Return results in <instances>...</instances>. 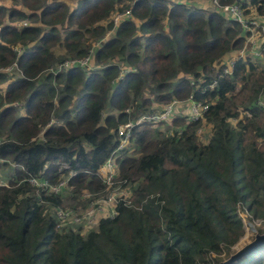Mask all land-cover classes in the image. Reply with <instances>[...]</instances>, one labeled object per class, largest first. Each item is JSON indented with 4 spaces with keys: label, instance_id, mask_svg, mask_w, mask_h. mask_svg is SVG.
I'll return each instance as SVG.
<instances>
[{
    "label": "trees",
    "instance_id": "16d2710c",
    "mask_svg": "<svg viewBox=\"0 0 264 264\" xmlns=\"http://www.w3.org/2000/svg\"><path fill=\"white\" fill-rule=\"evenodd\" d=\"M2 1L0 67L15 60L20 72L0 69V170L10 168L0 185V264H215L243 232L237 204L264 221V113L253 101L264 92V69L256 73L252 60L239 57L227 74L217 65L241 44L240 24L186 0H76L72 8ZM249 3L264 14V0ZM127 6L131 16L112 26L109 13ZM22 19L26 25L12 24ZM88 53L92 66L55 71L64 58ZM124 66L132 69L121 72ZM237 81L236 91L250 86L251 93L246 116L233 123L242 101ZM189 93L208 102L205 140L195 133L199 120L176 117L183 128L169 135L134 126L133 152L129 146L116 156L129 196L93 228H58L61 196L35 192L28 178L54 183L64 161L76 170L69 185L101 191L96 171L116 144L118 124ZM50 115L56 120L48 124ZM233 264H264V244Z\"/></svg>",
    "mask_w": 264,
    "mask_h": 264
},
{
    "label": "built area",
    "instance_id": "2783aa9c",
    "mask_svg": "<svg viewBox=\"0 0 264 264\" xmlns=\"http://www.w3.org/2000/svg\"><path fill=\"white\" fill-rule=\"evenodd\" d=\"M209 8L218 10L224 17L227 19H230L232 21L237 22L241 26V32H242V38L250 42L249 48L246 50V48L242 47L238 49V52L235 53L234 56H231V58H226L227 63H225V66H222L221 73L222 74H227L231 71V65L233 62L239 57V58H248L250 60L254 61H259V59L262 58V55L264 54V14L263 15H257L255 14L253 10V6L251 7L249 0H239V1H231L227 3H220L218 0H208ZM246 10H248V13H246ZM130 7H127L123 9L122 11L115 10L113 11L110 16H111V22L113 25H115L121 18L124 17H129L130 16ZM16 25H26V21H20L17 22ZM260 36L259 38H257ZM254 38L255 39L254 41ZM12 48L18 53L22 46L15 44L12 46ZM89 60V53L86 54L85 56L78 57L77 59L73 58H66L59 62L56 65V69L58 70L59 67H68L73 64H79L83 65ZM13 67L16 68V63L15 60L12 61L10 64H7L5 66L0 67L1 70L3 69H12ZM9 69V70H10ZM132 69L130 66H124L121 70L123 71H128ZM20 72V71H19ZM214 84V81L210 82L208 84L209 87H212ZM187 99L189 101V105L186 109L185 112V118L184 120H197L199 118H196L200 113L201 116L203 112L206 111L207 109V102L202 101V100H197L192 97V93H189L187 96ZM167 104L161 106L160 108L156 110H151L149 112H144L137 114L136 116L130 117V119L126 120L123 123L118 124L116 128V135H117V140L115 146L112 148V150L109 152V154L105 157V159L100 163V165L97 168V174L99 175L101 181L103 182L104 186L103 187H108V185L112 182V179L114 176L117 174V161H116V156L117 152L119 150H122L125 148L131 139V132L134 126L142 123H147L149 125H154V124H161L163 125V131L166 134H172L174 131L176 133L181 132L182 127L176 126L172 127L168 126L164 123L169 124L170 123V117L172 116V112L176 110V107L178 106L177 99L174 97L169 99ZM257 103L262 105L264 107V103H262L260 100L257 99ZM13 104H19L18 101H14ZM128 111V109H125ZM51 120V119H50ZM209 132V129H208ZM208 135V133H207ZM0 141L2 139L0 138ZM12 165H17L20 166V164L12 163ZM64 168V169H62ZM58 169L60 170H66L65 173L60 174V178L52 183L47 181L46 179L42 178L40 179V176H30L28 178V182L34 186L35 192H38L39 190H45V191H50L53 193H59L62 188L65 186L68 187V178L71 175H74L76 173V170L70 169L69 166L65 162H61L60 165L58 166ZM117 178V176H116ZM122 183V182H121ZM0 185H6V181L3 180L0 177ZM88 193V192H85ZM89 194V193H88ZM110 205L108 208L104 206V203L102 204L103 206L97 205L95 209H97L100 212H103L105 210L107 213H103L102 216H113L116 213V210L114 209V205L117 202L118 199H126L129 194L123 193L120 190H115L110 193ZM59 206V205H58ZM54 208V213H55V219H56V226L59 228L60 226L66 224V218L68 216H71V219L73 221H78L82 219H88L87 222L89 221V217L91 215L92 210H85L83 212L77 213L71 208H65V209H60V207ZM92 206V205H91ZM244 209V208H243ZM245 212L246 209H244ZM249 215V213H246ZM250 217V215H249ZM58 218V219H57ZM98 220V219H97ZM260 221V219H258Z\"/></svg>",
    "mask_w": 264,
    "mask_h": 264
},
{
    "label": "rangeland",
    "instance_id": "374dc122",
    "mask_svg": "<svg viewBox=\"0 0 264 264\" xmlns=\"http://www.w3.org/2000/svg\"><path fill=\"white\" fill-rule=\"evenodd\" d=\"M43 1H46V2H57V3L63 2V3H65L67 5L68 8H72L76 4V0H43ZM233 1H235V0H233ZM207 2H208V0H207ZM2 3L5 6H7V7L13 6V2L11 0H3ZM127 7H129V6H127ZM127 7H125V8H127ZM125 8H123V9H125ZM252 8H253L255 14L263 15V13L258 12L254 7H252ZM123 9H121L119 11H122ZM115 10H118V9H115ZM115 10H112L109 13V16L107 18L108 21H111L110 14L113 11H115ZM246 13H248V10H246ZM130 16H131V13H130ZM129 17H124V18H129ZM22 20L26 21V23H27L26 19H22ZM22 20H13L12 24H14V26H19V25H16V24H17V22H20ZM63 26L64 25H62V24H57V27H59L60 31H62V27ZM112 26H113V23H112ZM112 32H113V28L112 27L107 29L106 32L104 33L102 39L105 38V37L110 36ZM259 37L260 36H258L257 38H259ZM257 38H254V41ZM93 43L95 44L96 42L92 41V44ZM249 46H250V42L247 41V40L245 42V39L242 38L241 44L238 47L233 48L230 51H228L226 53L227 56L225 58L223 57L220 61H218L217 65L223 63L222 66H225V63H227V60H226L227 57L231 58V56H234L235 53L238 52L239 48L244 47L247 50L249 48ZM54 49L57 50L58 46H55ZM72 58L73 59H77L78 57H72ZM64 59H66V58H64ZM252 61L254 62V65L256 67V73L259 71V69H264V54L262 55V58L259 59V61H254V60H252ZM85 65L86 66H92L93 62L91 63L90 60H88L82 66H85ZM222 66H221V68H222ZM61 68H65V67H62V66L59 67V69H61ZM9 69H3L2 71L6 72V73H11V72L19 73V71L15 67H13L10 70ZM192 83H193V80H192ZM3 85H4V83H0V86H3ZM247 88H248V90L246 89L245 91L238 92V91H236V90L239 89L238 81L235 84L234 91H236L237 93L241 94V96H240L241 99L240 100H242V101L239 103V105H237L238 114L236 115V117L235 118L230 117L231 118L230 120L233 123L235 122L236 118H242V120H243L244 116H246V114H247V112H244V109H243L245 107V104L247 103V98L250 96L249 93H251L250 90H249L250 86H248ZM145 91H146V93H149L147 90H145ZM147 95H149V94H147ZM174 98L177 99L178 106L176 107V110L172 112V116L170 117V123L169 124L164 123V124H166L168 126L172 125V127H176V126L182 127V124H177V123L174 122V118H176V117H181L182 119L185 118V112H186V109H187V107L189 105V101H188L187 97H182V98L174 97ZM257 99L260 100L262 103H264V92L257 93V95L255 96V98L253 100V101H255V105L259 107L260 111L262 113H264V107L261 104L259 105L257 103ZM14 101H18V100H12L11 104L14 105L15 107H18L19 104H13ZM166 102H168V101L153 102L152 103L153 110H156V109L160 108L161 106L167 104ZM207 104H208V102H207ZM205 112H203L202 116H201V113H200L196 117V118H199V119H197V121L199 120L198 121L199 123H198V127L195 130V133H196L197 138L200 139V140H205V138L207 137V133H208L209 125H210V123L205 120V116H204ZM49 118H52V119L48 122V124H51V121H55L56 120V118L53 115H50ZM185 122H189V120H184L183 119V123H185ZM142 124H144V123H142ZM138 125L140 126V124H138ZM151 126L157 127V128H159L161 130L163 129V125H161L159 123L157 125L154 124V125H151ZM0 138L2 139L1 136H0ZM130 143H131V139H130L129 144L126 146V148L127 147L129 148ZM132 147H133V145L130 146V148L128 149L129 152H127V153H132L133 152V150L131 151ZM61 162H64V161H60V163ZM13 166L17 167V165H13ZM62 169H64V168H62ZM6 171L10 172V168L8 166H3L1 168V170H0V172L2 173L3 176H0V177L3 180H5L6 183H7V180H6L7 177H5V175H4L6 173ZM116 176H117V174L114 176V178L112 179V182L108 185V187H103V189L101 191H99V192L90 191L87 188L76 189V188H73V186L71 184L68 185V187L65 186L64 188H62V190H60V192L58 193L61 196V198H60L61 203L58 206V207H60V209L71 208L74 211H76L77 213L83 212L86 209L87 210H92L88 222H87L88 219H82V220H78V221H73L71 219V216H68L66 218V221H65L66 224H64L62 226H68L69 225V226L74 227L76 229L78 228L79 232H84L85 230L93 228L96 225L97 219L100 216H102L103 213H107L105 210H103V212H100L97 209H95V208H97L96 207L97 205L103 206L102 204L104 203V206L106 208H108L109 205H110V200H111L109 198L110 195H111L110 193L115 191V190H120L123 193L129 194V184H128V182L121 183L120 178L119 177L116 178ZM85 192H88L89 194L85 193ZM243 208L244 207L241 204H237L236 205V211H235L236 215L238 216L239 220L241 221L243 232L239 236V238L236 240V242L230 247L231 250L229 252H226V254H224V251H222V253L220 254L221 259L225 258L230 252H232L233 250H235L236 248H238L242 244H244L247 241H249L256 232L264 231V221L262 222L261 220L259 221L258 218L249 217V215L246 214L247 212H245ZM50 209L51 208H49V210ZM213 255H214L213 253L209 254L208 258L210 256H213ZM211 261H213V260H209V262H211Z\"/></svg>",
    "mask_w": 264,
    "mask_h": 264
},
{
    "label": "water",
    "instance_id": "95a60500",
    "mask_svg": "<svg viewBox=\"0 0 264 264\" xmlns=\"http://www.w3.org/2000/svg\"><path fill=\"white\" fill-rule=\"evenodd\" d=\"M261 244H264V231L256 232L249 241L230 252L225 258L219 259L216 264H233Z\"/></svg>",
    "mask_w": 264,
    "mask_h": 264
},
{
    "label": "crops",
    "instance_id": "0c3cea01",
    "mask_svg": "<svg viewBox=\"0 0 264 264\" xmlns=\"http://www.w3.org/2000/svg\"><path fill=\"white\" fill-rule=\"evenodd\" d=\"M166 1H175V0H166ZM186 2L188 4L196 5V6L204 8V9H208V7H209L207 0H190V1L186 0Z\"/></svg>",
    "mask_w": 264,
    "mask_h": 264
}]
</instances>
